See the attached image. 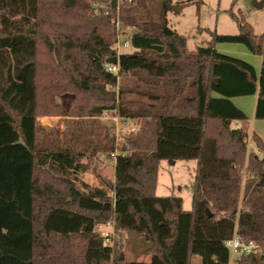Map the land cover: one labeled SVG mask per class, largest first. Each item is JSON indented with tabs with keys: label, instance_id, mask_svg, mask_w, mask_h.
Masks as SVG:
<instances>
[{
	"label": "trees",
	"instance_id": "16d2710c",
	"mask_svg": "<svg viewBox=\"0 0 264 264\" xmlns=\"http://www.w3.org/2000/svg\"><path fill=\"white\" fill-rule=\"evenodd\" d=\"M171 2L161 0L157 21L130 23L132 50L118 54L114 74L104 67L113 25L89 2L0 0V264H189L191 254L227 264L233 232L259 248L237 264H264V143L229 99L256 93L254 115L264 118V32L229 9L236 33L213 30L188 49L167 23ZM219 41L261 54L259 74L217 51ZM64 92L65 108L56 101ZM104 112L139 126L113 157L112 182L83 190V150L68 122ZM38 115H66L65 130L45 129ZM162 159L195 161L189 209L155 194ZM110 217L138 236L148 261L124 260L103 242L95 226Z\"/></svg>",
	"mask_w": 264,
	"mask_h": 264
},
{
	"label": "rangeland",
	"instance_id": "374dc122",
	"mask_svg": "<svg viewBox=\"0 0 264 264\" xmlns=\"http://www.w3.org/2000/svg\"><path fill=\"white\" fill-rule=\"evenodd\" d=\"M89 2L90 7L92 1ZM107 3L106 1L99 0ZM253 1L261 0H189L179 9L176 3L169 5L166 12L168 25L178 33L187 36L186 45L192 49L195 45H205L210 38V31L217 33H236L237 25L229 15V9L233 12L240 10L246 21H248L255 33L264 30V3L256 8ZM264 2V0H263ZM122 6H126L123 7ZM128 9L124 10V8ZM176 6V8H174ZM92 9V8H91ZM161 10V0H125L120 3V20L127 34H130L135 27L130 23L140 21H157ZM93 12V11H92ZM94 13V12H93ZM96 14V13H94ZM126 16L127 22L123 21ZM131 20L133 22H131ZM197 27L201 29L197 30ZM114 30V27H113ZM114 39V38H113ZM112 44V43H111ZM217 44H242L239 42L219 41ZM214 47L216 48L215 44ZM126 47L123 51H131ZM57 101L65 108L72 98L70 92H64L56 96ZM46 120H42V118ZM66 115H38L37 122L45 129L65 130L67 125ZM67 131L76 134L77 142L83 150L80 159L81 170L77 172L75 185L83 190L95 188L113 180L112 160L119 150V145L125 136L137 129L139 122L129 119H121L111 112H104L95 117H72ZM249 137L247 145H249ZM110 146L111 149L109 148ZM253 146V145H252ZM254 150L255 147L253 146ZM194 161L162 159L159 162L155 194L156 195H177L182 200V208L189 209L191 206L192 176ZM95 231L109 238L104 239L105 244H113V248L124 260L148 261L149 254L142 252V244L138 236L131 233H121L114 227L112 218L105 222L96 224ZM189 264H201L198 254H191Z\"/></svg>",
	"mask_w": 264,
	"mask_h": 264
},
{
	"label": "built area",
	"instance_id": "2783aa9c",
	"mask_svg": "<svg viewBox=\"0 0 264 264\" xmlns=\"http://www.w3.org/2000/svg\"><path fill=\"white\" fill-rule=\"evenodd\" d=\"M122 1L123 0H115L113 6L99 0L92 1L91 3L92 11L96 14L101 13L102 15L108 16L114 27V40L110 48L114 51V55L112 56H114L116 60L114 63L108 61L104 62L105 69L114 74H118L119 71L117 61L118 54L122 52L124 48L130 47L129 34L126 33L120 20V3ZM105 235L104 238L106 240L109 238V235L108 233ZM223 244L228 250L227 264H237V258L241 254H248L259 250L256 243L252 240H241L235 232H233L230 237L224 239Z\"/></svg>",
	"mask_w": 264,
	"mask_h": 264
},
{
	"label": "crops",
	"instance_id": "0c3cea01",
	"mask_svg": "<svg viewBox=\"0 0 264 264\" xmlns=\"http://www.w3.org/2000/svg\"><path fill=\"white\" fill-rule=\"evenodd\" d=\"M173 2L175 3V0H173ZM256 34H259V33H256ZM215 46H216L215 49L221 53L231 55L234 57H238L248 62L254 68L255 73L257 75L259 74L260 67H261V59H262L261 54L251 52L244 44L243 45L242 44H217L216 42ZM213 95H216V94L213 93ZM229 99L236 107L242 110L243 113L247 116L248 136L254 133L264 143V118H256L254 115L255 104H256V93L245 94V95H234V96H231ZM56 101H57V98H56ZM235 124L238 125V122H235ZM194 165H195V161H194ZM112 166H113V160H112Z\"/></svg>",
	"mask_w": 264,
	"mask_h": 264
},
{
	"label": "water",
	"instance_id": "95a60500",
	"mask_svg": "<svg viewBox=\"0 0 264 264\" xmlns=\"http://www.w3.org/2000/svg\"><path fill=\"white\" fill-rule=\"evenodd\" d=\"M263 0H261V1H253V5L256 7V8H259V7H261L262 5H263ZM174 8H176V6H174ZM115 57L114 56H110L109 58H107L106 59V61H108V62H111V63H114L115 62ZM43 127L44 128H46V126H44L43 125ZM169 160V162H173V160H171V159H168ZM122 257V256H121Z\"/></svg>",
	"mask_w": 264,
	"mask_h": 264
}]
</instances>
